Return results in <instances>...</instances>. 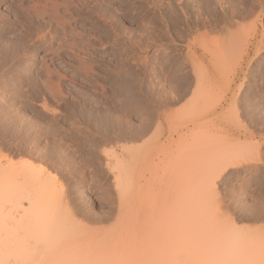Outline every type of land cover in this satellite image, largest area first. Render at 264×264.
<instances>
[{
  "label": "rangeland",
  "instance_id": "1",
  "mask_svg": "<svg viewBox=\"0 0 264 264\" xmlns=\"http://www.w3.org/2000/svg\"><path fill=\"white\" fill-rule=\"evenodd\" d=\"M45 1L0 0V40L9 46V62L0 66V191L23 186L22 162L44 170L60 201L58 212L79 237L72 239L109 243L85 264H190L160 235L179 222L180 202L189 200L204 202L191 215L207 214L208 232L235 239V228H244L239 238L261 246L254 256H240L239 264H264V0H220L238 10L259 8L255 16H239L227 26L222 21L219 28L204 13L194 29L177 5L206 8L207 0H85L84 10L71 6L69 12L62 7L67 0H48V10L56 1L66 20L73 15L69 35L62 26L54 33L42 24L52 11L28 15L34 2ZM92 9L101 17L90 19ZM238 34L251 45V58L235 55V61L224 53V44ZM238 38L241 52L245 43ZM188 51L195 53L196 67ZM218 51L226 56L219 59ZM197 62L207 70L202 78ZM197 75L208 106L200 118L190 108ZM243 82L249 84L240 90ZM198 97L191 100L201 108ZM205 130L213 137L211 150L220 145L224 154L238 155L236 165L208 169L203 147L194 144ZM187 142L193 144L183 148ZM126 149L138 161L132 156L128 163ZM124 238L132 239V249L112 253L110 245L124 244Z\"/></svg>",
  "mask_w": 264,
  "mask_h": 264
},
{
  "label": "bare ground",
  "instance_id": "2",
  "mask_svg": "<svg viewBox=\"0 0 264 264\" xmlns=\"http://www.w3.org/2000/svg\"><path fill=\"white\" fill-rule=\"evenodd\" d=\"M67 1H68V3H65V5L64 4L63 5L61 4L62 7L65 8L66 12H69L68 9L71 6H76L78 11L79 10H84L85 7L87 6V3H88V2H86L87 0L86 1L85 0H79L78 3H76L75 0H67ZM207 1L208 2H207V7L206 8L205 7L203 8V6H198L197 9H195L188 2H182V3H180V4L177 5L176 10L180 9V11L181 10L184 11L183 14L185 15L186 26H187L188 29L189 28H193V29L194 28H197V26L201 24L199 22L200 21L199 19L201 18V15H203L204 13H206V16L208 15V18L210 17V19H209L210 22H211V20H212V22L213 21L214 22H218V28H219V22H222L223 21L224 22L223 24H225L227 26L231 22H233L234 18H237V17L240 18L239 16H246V17H248V16L252 15L259 8L255 4H252V5L249 4V6L251 8H247L246 7L243 10H238V9H234V5H232V4H229L228 7H226L227 5L224 4L225 3L224 2L225 0L223 1L224 3L221 2L220 0H218L217 2L215 0H207ZM45 2L46 3L43 4V5L42 4H39L40 2L39 3L38 2H34L32 4V6L29 9H27V12L29 11L28 15L29 16L30 15L32 16V14L30 13V11H32V12H35L37 14V16H42L43 17L44 15L47 14L48 11H50V12L52 11L50 13L51 16H49V20H46L45 21V19H43L44 22L42 24L43 25H47L48 24L49 26H52V30L54 31V33H58V31L61 28L60 26H62L65 34L66 35H69V33L67 31L68 30L67 25H70L71 24V20L74 19L73 18V15H70L71 16L70 19L69 20H66L63 17V15L62 14L60 15L59 12H58L59 7H61V5L58 2H56V1L55 2H52V4H51L52 9L51 10H48V9H50V8H48L49 7V4L48 3L50 1L47 0ZM69 4H70V6H68ZM256 6L258 7L257 9H256ZM39 7H41L40 8L41 11H39L40 10V9H38ZM260 10H262V9H260ZM261 12L262 11H260V13ZM94 16H96L97 18L101 17V15H99L98 13H94V9H92V12H90L89 18L91 19ZM206 16H203V17L207 18ZM208 21H206V22H208ZM210 22H208V23L210 24ZM203 24H205V23H203ZM56 25H58V27H60V28L56 27ZM212 26H214V25H212ZM226 26L224 27V25H223L224 28H226ZM57 28H58V30H57ZM216 28H217V25H216ZM221 28H222V26H221ZM213 29H214V27H213ZM253 32H254V30H253ZM228 33L230 34V32H228ZM239 35H240V37L242 36L241 39L238 38ZM229 36L230 35H228V37ZM244 36L245 35H243V34L242 35L241 34H238V36H235L233 38H232V36H230V38H229L230 41L228 40V37H227L226 40H228L229 43L230 42L231 43L229 45L227 43H225L223 49L225 47H227L226 49H228V50H226L224 53H227V51H228V53L226 55H228L231 58V59L229 58L230 60H232V58H233L236 61V58L235 57L236 56L238 57L239 55H240L241 59H245L250 54V50H252V49H250L251 48L250 47L251 45L250 46L248 44L246 45L247 40L244 41V38H245ZM237 38L239 40H243L244 43H245V46H243V49H241L242 50L241 52L238 50L239 47H238L237 43L240 42V41L236 40ZM255 38H257V37H255ZM232 41H233V43H235V45L232 43ZM3 42H2V40H0V66L3 65L4 63H5L4 65H6L9 62L8 61V58H9V56H8V47L9 46H7ZM195 42L197 44V41H195ZM216 42H217V40H216ZM240 43H238V44H240ZM220 46H221L220 47V49H221L222 48V45H220ZM235 46H236V49H235ZM253 46H252V48H253ZM189 47H190V45H189ZM216 49H218V47ZM192 50L194 51V49H192ZM208 50H210V49H208ZM257 50H256V54H258L260 51H262V50H260V51L258 50V53H257ZM190 52L191 51H188L187 52V55L190 54V58L192 59L191 62H193L194 66H195V62L196 61L195 62L193 61V58L195 57V55L193 56V54H195L194 53L195 51L192 52V54ZM215 52L217 54V51H215ZM215 52H213V53H215ZM262 53H264V52H262ZM256 54H255V56H257ZM260 54H261V52H260ZM219 55H220V58H219ZM219 55L218 56L216 55L217 58L222 59L221 58V55H223V54L220 53ZM248 57H250V56H248ZM225 59H226V57H225ZM249 60L250 59H248V62H249ZM218 61H217V63H219ZM237 61H239V60H237ZM246 61H244V62L246 63ZM196 65H198V62H197ZM215 65H214V67H215ZM217 65L220 66V64H217ZM198 66L199 67L195 68V71L196 72H200L202 74V76H201V78H202L205 75L204 73H206L207 70H206L205 67L204 68H205L206 71H204V69H202V66H203L202 64L201 65H198ZM219 66L218 67H215V68L216 69L217 68L219 69ZM222 66H224V65H221L220 67H222ZM1 67H0V69H1ZM192 70H193V67H192ZM202 71H204V72H202ZM234 73H236L235 70H234ZM244 73H245V71H244ZM248 73H250V72H248ZM207 76H208V74H207ZM245 76H246V74H245ZM245 76H243V78H242L243 80H244V77ZM234 77H235V75H234ZM262 77L263 76H261V79H262ZM195 78H197L196 79L197 80L196 82H199V83L198 84L195 83L197 89H196V87L194 89L197 90V91L196 92L193 91L194 95H193V93L191 91V93L193 95L192 97H190V102L192 103V106L191 107L189 106V107L191 108V111H193L194 114H196L195 115V117H196L197 116V112L196 111H198V116H199V113H201L203 115L204 112L208 110V108H207L208 106L207 107L205 106L207 108V110L206 109H203L204 104L205 105H207V104L205 103L206 101L205 102L203 101L204 100V97H203V100L201 99L202 98L201 95L204 94L203 90H201V93L202 94L199 93V91H200L199 89L200 88L198 87V85L201 84L200 83L201 80L198 81V79L200 78V77L198 78V75H197V77L195 76ZM204 80H205V78H204ZM248 84H246L245 82H243L241 84L240 90L244 87V85L247 86ZM251 84H253V83H251ZM239 85L237 87H239ZM202 86H203V83H202ZM259 87H260V84H259ZM245 90H247V89H245ZM195 95L197 97L200 95V97H198V99H199L198 102L201 101V104H202V101L204 102L203 105H201V108L199 107L200 105H197V107H195L197 101L195 102V106H194V102H192V100L193 101L194 100H197L196 99L197 97ZM234 95H236V94H234ZM237 95H239V94H237ZM206 98H207V96H206ZM188 111H189V108H188ZM193 112H192V114H193ZM194 114L192 115L193 116V119H195ZM200 117L201 116H199V118ZM200 132L201 131H199V137H198V134L196 133V136L198 137V141L194 142V144L196 143L197 144V147L199 149H200L201 146L203 147L200 150L202 151L204 149L203 151H205L206 156H208V157H206V161L207 162L209 161V163H208V166H209L208 169L210 168L209 170H214L217 167H219L220 169H222V168H226V167H229V166H232V165L233 166L236 165V162H237L236 161L237 160L236 157L238 155H234V153H229L227 155L224 154L223 149L220 147V145L216 147V150L213 149L214 151H212L211 149H212V145H213V139H212L213 137L206 130L203 131L202 133H200ZM196 136H194L193 138H195ZM154 139H155V137H154ZM194 140H192V141H194ZM149 142H151V141H149ZM214 143H216V142H214ZM187 144H189V143L187 142L186 145H183V148L185 146L187 147L188 146ZM191 144H193V143H191ZM191 144H189V145H191ZM135 149L136 148H134V150L133 149L132 150L135 151ZM132 150L126 149L125 152L127 154L123 153L124 154V157L128 161V163H130V158H132V156H135L136 157L134 159V162L138 161V157L136 156L137 154L135 152H133ZM225 153H227V152H225ZM185 155H187V154L185 153ZM121 156H123V155L121 154ZM178 156L179 155H177V157ZM171 158H173V157H171ZM119 159H121V157L118 158L117 161H119ZM179 159H181V158H179ZM186 160H187V158H186ZM120 162H119V164H120ZM182 162H184V161H182ZM119 164H117V165L118 166H121ZM121 164H123L122 165L123 167L124 166L126 167V164L124 162L123 163L121 162ZM174 164H175V162H174ZM204 164L206 165L207 163L204 162ZM15 165H17V164H15ZM10 166H12V165H10ZM20 166L23 168L22 170H25L24 172L27 174V176H25V177L22 176L24 178V181H21V183H23V186L21 184L22 187H20L18 189L15 188V186L13 188V186H12L11 188H13V189L11 190V188H9L8 190H11V191H8L7 190L8 193H6L4 191H0L1 192L0 193V264H85L86 262H88V261L92 260L93 258H95V256H96L97 253H101V251L104 250L103 248H105L106 246L109 247L108 246L109 243H107V242L105 243V241H103V240H101L100 242L99 241H96V240L91 241L92 239L91 240L89 239L88 242L87 241L84 242L83 240L81 242H80V240L76 241L79 237L76 239L77 236L75 235V233H74V236L75 237H73V235L71 234L72 231L74 232V230H71V227L73 226V225H71L72 222L69 223L70 220L68 222L66 220H64V218L61 217V214L58 212V208H59L58 207V202H60V201H55V199H57V198H54V192L53 191L55 189H53L51 187V185H50L51 183L46 178H44L45 177L44 176L45 175L44 174V170H42L40 168L38 169L37 167H34L33 165H31L29 163H26V162L20 163ZM20 166H17L16 167L13 164V167H16V169H18V167L20 168ZM206 167H207V165H206ZM115 168H116V166H115ZM174 169H175V167H174ZM184 170H186V169H184ZM18 172H21V175H25V174H22V171H18ZM23 178H22V180H23ZM127 178H129V177H127ZM44 179L46 181H44ZM47 181L50 184H48ZM18 184H19V182H18ZM134 184H135V182H134ZM127 185H129V183H127ZM1 186H3V185L1 184ZM3 187H5V186H3ZM181 192H183V191H181ZM183 194L184 193H182V195ZM179 197H180V194H179ZM176 198H178V197H176ZM185 199L186 198H184V200ZM64 202L65 201H63V203ZM181 202H180L181 205L179 206L180 208L178 207V210H177V211L180 210L181 213H182L181 214V217H179L180 220L182 219L181 222L176 217V220L177 221L179 220V222H175V223L173 222L172 225H171V227L169 226L170 227V230H171L170 231L168 229L169 230V233H168V231H166V228H164L165 229L164 231L166 232L165 235L164 234L162 235V232H161L160 235H161V239L165 238V239H167V241H169V243H167V241H166V244H171L172 247L170 245H168V249L175 248L178 251L185 252L187 254V257H188V263L194 264L195 262H202V263H198V264H239V258H240V256H242L244 254H247V253L250 254V255H252V256H254V254L257 253L260 250V247L261 246L254 245V244H252L251 242H248V241H242L239 238L240 236L243 235L241 233H243L244 231H246V229H244V228H242V229L241 228L240 229L239 228H235V230H237L236 232H239L236 235V238L235 239H234V236L231 235V238L230 239H224V240H222L220 238V236H219V235H221L220 233H218V234L215 235V233L212 234V233L208 232L207 229L211 225H210V221H207L208 218H209L207 216V214L204 213L205 215L203 214V215H200V216L191 215L193 209H196V208H200L201 209L202 208V206L204 205V202L203 201H190L189 200V201H181ZM66 203L69 204L70 202L69 201H66L65 204ZM173 208H172V210H173ZM171 213L169 215H172ZM70 214H71V212H70ZM156 215H158V214H156ZM173 217H174V215H173ZM159 218H160V216H159ZM74 220H76V219H74ZM163 220H165V219H163ZM172 220L174 221V219H172ZM184 221H186V224H188V225H186V227L181 228L180 225H183V222ZM75 223L76 222H74V224ZM169 223H171V222L169 221ZM175 227H180L181 229H184V230L187 229L188 232H184L183 233V231L178 228L180 231H182L181 233H183V234L180 235V233H178V232L175 233L174 232L175 229H176ZM209 230H210V228H209ZM221 230H223V229H221ZM233 230H234V227H233ZM192 231H194V233L189 234ZM153 233L154 232H152L151 235H153ZM166 234H168V235H166ZM139 235H137L136 238H135L136 239L135 241H136L137 244L139 243V240H141V239H139V238H141V236L139 237ZM162 236H165V237L162 238ZM72 238H74L76 240H73ZM125 238L123 239L124 244L117 245V243H116V244H113V245L111 244L110 245V249H111L112 253L117 252V251H120V250L123 251L124 249H127V250L132 249V247L134 246V242L132 241V239H125ZM142 238H144V237H142ZM155 238H157V237H155ZM165 239H163L162 242H164ZM89 241H91V242H89ZM102 241L104 242V244H103ZM77 242L78 243L80 242V244H77ZM94 243H95V245L98 248L94 245ZM98 243L103 244V246L102 245H99ZM158 243H160V242H158ZM93 245L95 246L94 247L95 249L93 248ZM155 245H156V243H155ZM169 246H170V248H169ZM152 247H153V245H152ZM164 248H166V247H164ZM100 249H101V251H100Z\"/></svg>",
  "mask_w": 264,
  "mask_h": 264
}]
</instances>
